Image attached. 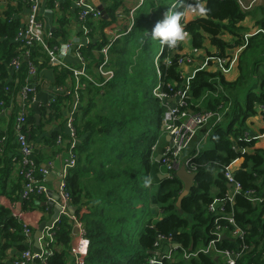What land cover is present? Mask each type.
<instances>
[{"label":"trees","instance_id":"trees-1","mask_svg":"<svg viewBox=\"0 0 264 264\" xmlns=\"http://www.w3.org/2000/svg\"><path fill=\"white\" fill-rule=\"evenodd\" d=\"M100 1L107 18L87 22L89 36L97 34L100 39L91 40L81 49L84 59H88L89 73L98 63L93 50H100L108 40L103 29L117 19L116 9L122 4V0ZM173 2L144 0L134 12L132 28L114 39L108 51L113 78L101 87L81 78L83 87L74 120L76 166L66 178L71 203L76 207L74 215L82 222L87 240L79 264H146L154 255L152 251H156L154 242L158 235L169 237L177 244L176 259H165L164 264H220L215 253L199 252L189 260L181 258L184 251L199 250L215 237L216 219L224 227L223 235L216 241L219 249H237L244 241L245 247L235 264H264V146L253 148L260 136L252 135L248 128L249 119L259 118L264 123V8L260 4L245 10L237 0H204L208 11L199 17L187 11V3L193 0H185L183 9L176 2L172 10L185 12L182 23L189 35L175 48L162 46L157 63V52L152 48L158 41H153L146 32L158 21H154L155 11L142 7L165 12ZM47 3L56 10L54 0ZM71 4L69 0L60 3L59 10L64 13L57 26L50 29L54 38L48 39V44H57L59 38L67 39L65 12L70 11ZM23 9H27L25 0H0V101L14 97L28 75L27 59L22 60L17 72L9 68L17 54L19 44L13 38L22 26ZM187 42L190 47L186 50ZM240 47L231 68L236 76L229 79L219 68L217 59H231ZM193 49L195 54L190 53ZM187 55L191 63L186 65L201 63L206 57L214 58L196 70L189 80L190 109L200 112L220 105L224 114L222 121L208 123L199 130L197 142L183 151L182 159L190 158L195 178L177 207L183 183L175 170L167 169L161 159L166 141L159 126L166 106L152 94V88L159 75L162 90L174 94L190 74L182 72L178 63L180 57ZM168 57L170 64L165 63ZM28 60L37 69L33 81L41 78L43 69L53 71L49 86L65 87L73 78L70 70L51 64L38 43L30 47ZM42 89V83L37 85V91ZM53 98L49 112L40 107L39 124L35 123L30 108L23 128L36 146L44 144L52 150L57 147L58 134L45 135L44 126L54 118L63 119L64 108L72 100L65 93ZM14 118L15 110L8 119L0 113V264H10L5 261L8 250L13 251V260L30 248L25 243L28 236L23 232L22 222L11 215L9 205L17 202L26 215L41 208L39 205L46 199L44 194H31L25 199L20 196L24 181L21 176L12 175L13 159H19ZM62 135L65 139L68 137L66 133ZM156 140L157 149L152 152ZM43 149L34 150L37 169L46 156ZM241 157L240 166L231 171L241 190L228 200L227 194H232L233 189L225 177V168ZM162 173L168 177H160ZM36 176L41 174L36 171ZM248 190H253L262 200L253 204L247 198ZM214 198L224 199V213L218 207L215 212L208 209ZM225 215H232L235 225L247 230L243 240L232 235L234 225L227 222ZM72 228L70 218L61 215L52 227V241L45 247L50 254L41 264H75L70 249Z\"/></svg>","mask_w":264,"mask_h":264},{"label":"built area","instance_id":"built-area-1","mask_svg":"<svg viewBox=\"0 0 264 264\" xmlns=\"http://www.w3.org/2000/svg\"><path fill=\"white\" fill-rule=\"evenodd\" d=\"M240 6L247 10L253 7L257 2H262L263 0H249L245 2L244 0H237ZM42 0H25L26 5V17L23 21L22 26L19 28L16 36L13 38L18 42L17 54L14 59L9 63V68L13 72H17L21 67V62L23 59H27L28 63V75L24 81L23 85H20L14 97H11L9 101L1 100L0 101V113L8 119L11 111L15 110L14 118V135L15 142L17 143V151L19 159L14 158V168L12 170L13 176H21L22 181H24L21 198H28L31 194H44L46 195L47 187L44 182V175L47 173V169L42 167L37 169L36 161L33 158L34 150L37 146L33 143L26 132L24 131L26 116L30 112L31 103L34 101V96L37 93L36 87L42 80L39 78L36 79V66L29 62L28 57L30 54V47L35 43H38L48 55L50 63L54 65H60L72 72L73 78L68 82L65 87L54 85L47 87V93L51 95L50 99L47 102L48 108L54 100V96L58 93H65L71 95V103L64 108L63 122L65 129L67 130L68 137L65 139L62 135H57L56 145L65 148V158L62 162V166L58 173L59 177V187H58V196L59 199L57 203L60 205V215H66L70 218L73 223V227L76 226V233L72 232L71 238V253L75 257V264H79L80 255L83 254L85 247L87 245V240L85 238V231L82 222L78 221L74 213H70L69 207L74 206L71 203V197L67 190V175L71 168L76 166V152L73 150V146L76 144V130L74 127L75 112L79 105V91L82 89V80L81 78H86L88 82L101 87L107 81H109L114 76V69L110 64L109 59V48L111 42L119 37L121 34L129 31L133 26V19L129 22L126 30H119L117 33L113 34L112 38L107 41L101 47V60L95 68L97 77L100 80H97L94 77L93 72L89 73L87 70V59H84V55L81 51L82 47L85 44H88L93 40L89 36L90 28L87 26L88 21H95L101 18V11L90 1V0H73L74 8L77 10V21H78V30L83 35V43L79 41L77 37H67L66 40H61L57 44H48V39H53V35L50 29H46L43 21L40 16ZM178 2V1H177ZM176 3V2H175ZM174 3V4H175ZM173 7V5H172ZM172 9V8H171ZM70 36V35H68ZM248 35H245L247 39ZM243 47V46H242ZM238 48L235 53L232 55L231 59L218 58L217 63L219 68L223 73L229 72L232 68L233 63L236 60L238 52L241 48ZM191 54H195L196 50L193 49ZM67 55H73L77 61V67H73L70 63H67L64 59ZM170 57L165 59L166 64H170ZM214 59L212 57H206L202 62L199 68L193 69L190 74L184 78V81L179 89L174 94H168V92L162 90V82L158 75V84L153 88V95L164 102L166 108L162 119L160 121L159 130L163 136H169L168 141L164 144V148L161 152V159L163 160L164 166L167 169L176 170L180 165H184L188 172H193L190 164V158L182 159L183 151L189 146L193 138L196 136L198 130L208 123L216 124L219 121H222L223 114L222 107L219 105L213 110H202L200 112H193L188 104L190 99L189 95V80L193 77L196 70L201 69L207 63V61ZM179 66L190 64L191 59L189 55L182 56L178 59ZM159 73V71L157 70ZM14 86H18L17 81H14ZM45 87V86H44ZM6 91H9V88H5ZM50 110V109H49ZM248 137L245 136V139ZM4 139V138H3ZM152 152H155L157 149V140L152 146ZM225 177L229 185L232 186V194H227L228 200H232L233 193H237L241 190V186L238 182L233 180L231 164L226 166ZM36 171L41 174V177L36 176ZM247 198L253 203H258L262 200V197L254 194L253 190L246 191ZM224 199L214 198L208 209L212 212H215L218 207L220 213H224V207L222 202ZM18 203L14 202L9 205L11 209V215L22 222L23 232L26 236H31L32 230L28 222L27 216L23 214L21 208H18ZM70 206H69V205ZM57 219V221L59 220ZM225 219L231 225H234L233 230L231 231L232 235L243 240L244 235L247 233V230H244L237 225L232 215H225ZM56 221V222H57ZM215 232L214 238L203 248L199 250L190 252L184 251L181 256L182 259L189 260L191 257L196 256L199 252L202 253H216L221 257L224 264H235L236 259L238 258L240 252L244 249L245 242L242 241L238 244L237 249H219L216 246V241H219L223 235V229L220 224H218V219L215 220ZM55 225V224H54ZM52 227H45L41 237H39V243L41 248V253H35L31 248L23 250L18 253L16 257L12 260L11 264H41L45 263L47 256L50 254L49 251H46L45 247L49 242L52 241L53 232H51ZM156 247V252H160V255H153L146 264H164L165 259L171 260L173 253L177 244L172 243L169 237L163 235H158L157 240L154 242Z\"/></svg>","mask_w":264,"mask_h":264},{"label":"crops","instance_id":"crops-1","mask_svg":"<svg viewBox=\"0 0 264 264\" xmlns=\"http://www.w3.org/2000/svg\"><path fill=\"white\" fill-rule=\"evenodd\" d=\"M64 1L65 0H54V5L57 6L56 10H55V9L51 8V6L48 5L47 0H42L41 8H40V14H41L40 18L43 21L46 29H53L57 26L58 19H59L60 15L64 13L63 10L62 11L59 10V5H60V3L64 2ZM69 1H71V3H72L71 7H70V11L68 13L65 12V14H67L66 17L68 18V22L66 23L68 35H70L68 37H74V38L77 37V38H79L78 40L83 43L84 42L82 40L83 35L78 30L79 26H78V21H77V10H76V8H74L73 0H69ZM143 2H144V0H142L141 3L135 4L133 6V3H135V1H133V0H122V4L119 5L116 9V13L118 15L117 19L113 23L104 27V29H103L104 34H105L106 38L108 39L107 41H109L112 38L113 34L115 32H117L119 30V28L121 30L126 29L129 22L131 21V18L133 19L132 12H134L138 8H140L141 4ZM172 5L173 4H171L169 6V8H172ZM126 11H128V12L126 13ZM26 12H27V10L23 9V11L20 15V18H21L20 20H21L22 24H23V21L25 20ZM96 32H99V29ZM95 36L96 37L90 36L93 39V41L96 39H100V38H98L99 36H97V34ZM61 40H62L61 38L58 39V41H61ZM189 47L190 46L187 42L186 43V50L189 49ZM100 50H93V54L96 55V57L98 59V63L102 58ZM64 58H65L64 60L67 63L77 64V61L73 55H67ZM155 62H157V61L155 60ZM97 64H94L91 67V72H93V74L96 76H97V73L95 72V68H96ZM88 65H89V62L87 61V67H88ZM192 66L193 65H186V64L181 65L182 72H187V73L191 72L193 70ZM233 70L234 69H231V70H229V72L226 73L227 76H229L228 77L229 79H233L236 76V74H233L234 73ZM231 74H233V75L230 76ZM40 79L42 80V86H43L42 90L45 92H48L46 89L49 86V84L51 83V81L53 80L52 69L41 70V78ZM63 114H64V112H63ZM205 126L206 125H204L199 130L203 129ZM248 128L250 129V133L252 135H254V136L257 135L258 137L260 136L253 148L263 147L264 146V134H262V132L264 131V123H262V121L259 118L249 119L248 120ZM44 131H45V135L51 134L53 132H55L58 135H62V133L63 134L66 133V135H68L67 130L65 129V125L63 123V119H61V118L52 119L48 124H46L44 126ZM39 139H41V137ZM165 141L166 142L168 141L166 135H165ZM57 147L55 146L52 150L50 147L44 146V144H38L37 143V148H36V149L44 148L43 152L45 153L46 156L44 158H42L41 163H40V168L44 167L47 169V173L44 175L43 179H44L45 185L47 187V190H50L52 192H58V187H59V182H60L59 177H58V173L60 171V168L62 166V162H63V160L65 158V154H66L64 147L63 148L60 146H57ZM187 148H186V150H187ZM248 151H252V150L248 149ZM242 161H243L242 157L234 160L231 164V169L233 170V169L238 168L240 166V164L242 163ZM45 197H46V199L48 198L47 194L45 195ZM46 199H44L43 201H45ZM42 202L39 205V206H41V208L37 207L36 209L30 211L29 215L27 216V219H29L28 222H29L30 226L32 227L33 232L31 234V236H28V239L25 240V243L27 245H30L31 249H32V245L34 242V239H33L34 231L38 228L40 222L45 221V220H49V218L51 217V213H48L47 206L43 205ZM17 205H18V208H20V205L19 204H17ZM75 209H76V207H75ZM12 256H13V251L8 250V252L5 255V261L10 262V264H11ZM174 259H176V256H174Z\"/></svg>","mask_w":264,"mask_h":264},{"label":"water","instance_id":"water-1","mask_svg":"<svg viewBox=\"0 0 264 264\" xmlns=\"http://www.w3.org/2000/svg\"><path fill=\"white\" fill-rule=\"evenodd\" d=\"M92 3L101 11L102 13V18L106 19L107 14L104 9V5L101 3L100 0H91ZM51 95L43 90L37 91V93L34 96V101L31 103V108L34 113L35 117V123L39 124L40 121V107H44L47 112H49V108L47 105L48 100L50 99ZM167 139H169V136H166ZM160 155L157 156V160L159 161ZM175 174L177 177L182 181L183 183V190L180 193V195L177 198L176 201V206L180 207L181 200L184 196H186L192 187L194 183V178H195V173L193 172H188L186 167L182 164L180 165L179 168L175 170ZM160 177H168L167 173H162L160 174ZM48 198L42 202L43 205L47 206L48 208V213H51V217L49 220H45L40 222L38 228L34 231L33 233V245H32V250L40 254L41 253V248H40V243H39V237H41L42 232L45 227H53L54 224L56 223L57 219L59 218L60 215V210L61 207L57 203V200L59 199L58 193L57 192H52L50 190H47L46 192ZM69 205V204H68ZM70 206V205H69ZM75 206L69 207L70 213H74ZM76 226L72 228V232L76 233ZM153 254L159 256L160 252L152 251ZM153 264H158V263H153Z\"/></svg>","mask_w":264,"mask_h":264},{"label":"clouds","instance_id":"clouds-1","mask_svg":"<svg viewBox=\"0 0 264 264\" xmlns=\"http://www.w3.org/2000/svg\"><path fill=\"white\" fill-rule=\"evenodd\" d=\"M181 9L185 7V0H178ZM187 11L195 16L202 17L206 15L208 9L205 7L204 0H193L186 5ZM185 12L183 10L168 9L163 19L156 22L150 32H146L153 41H158L161 46L168 48L177 47L179 42L188 38V32L182 23Z\"/></svg>","mask_w":264,"mask_h":264},{"label":"rangeland","instance_id":"rangeland-1","mask_svg":"<svg viewBox=\"0 0 264 264\" xmlns=\"http://www.w3.org/2000/svg\"><path fill=\"white\" fill-rule=\"evenodd\" d=\"M133 1H135V3H133V6L135 5V4H139V3H141L142 2V0H133ZM178 0H175L174 1V3L175 2H177ZM174 3H172L173 5H174ZM260 4H262L261 6L264 8V0L262 1V2H257V3H255L254 5H253V7L255 6H257V5H260ZM143 10H148L149 12H153V11H155V19H154V21H160L161 19H163V15H164V13L166 12H163L162 10H153L151 7H146V6H144L143 5ZM169 9H171V8H169ZM135 12V11H134ZM134 12H132V17L134 18ZM253 19V18H252ZM131 20H132V18H131ZM123 30V29H122ZM115 33H117V32H115ZM114 33V34H115ZM153 47L154 48H152L153 49V51L154 52H157L156 53V55H155V60L157 61V63H159L158 61V56H159V54L161 53V48H162V46L159 44V42H157L156 44H153ZM193 66V69H196V68H198L199 66H201V63H193L192 64ZM156 82V84L154 85V87L158 84V81H155ZM153 87V88H154ZM153 88H152V93H153ZM202 128V127H201ZM197 142V138H196V136L193 138V140L191 141V143L189 144V145H192V144H194V143H196ZM211 146V144L209 143V144H207V147L209 148ZM202 147H206V144H203L202 145ZM176 253V252H175ZM175 253H173V257H174V254ZM216 254V253H215ZM179 255L181 256V253H179ZM179 256V257H180ZM217 258H219V260H220V264H224V262L222 261V259H221V257H219V255H217Z\"/></svg>","mask_w":264,"mask_h":264}]
</instances>
